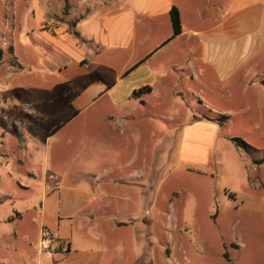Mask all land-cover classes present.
<instances>
[{
    "label": "crops",
    "instance_id": "0c3cea01",
    "mask_svg": "<svg viewBox=\"0 0 264 264\" xmlns=\"http://www.w3.org/2000/svg\"><path fill=\"white\" fill-rule=\"evenodd\" d=\"M8 2L0 30L7 252L20 250L28 214V264H117L122 214L138 212L158 180L144 141L158 113H198L197 101L212 113H264V0ZM194 117L182 126L178 158L207 164L217 125ZM254 158L262 159L252 156L253 166ZM45 229L55 239L49 255Z\"/></svg>",
    "mask_w": 264,
    "mask_h": 264
},
{
    "label": "rangeland",
    "instance_id": "374dc122",
    "mask_svg": "<svg viewBox=\"0 0 264 264\" xmlns=\"http://www.w3.org/2000/svg\"><path fill=\"white\" fill-rule=\"evenodd\" d=\"M7 2L0 0V30ZM196 106L198 113H158V123H149L144 141L150 160L159 162L147 170L154 168L158 180L138 212L122 214L128 232L114 247L117 264H264V162H249L252 156L264 158V113L238 108L212 113L210 105L197 101ZM194 115L217 125L207 164L178 158L182 126ZM6 182H0V190L12 187ZM4 202L0 196V255L7 254L10 264H28L35 238L32 215L26 214L18 228L26 233L20 250L8 253L13 224L4 222L9 214Z\"/></svg>",
    "mask_w": 264,
    "mask_h": 264
},
{
    "label": "trees",
    "instance_id": "16d2710c",
    "mask_svg": "<svg viewBox=\"0 0 264 264\" xmlns=\"http://www.w3.org/2000/svg\"><path fill=\"white\" fill-rule=\"evenodd\" d=\"M171 21H172L174 35L181 33L182 22H181V17H180V11L176 6H174L171 10ZM137 92H135V94H137ZM234 141L240 146L243 145V142L241 141L240 138H235ZM256 162L262 163V162H264V158H262L260 160H256Z\"/></svg>",
    "mask_w": 264,
    "mask_h": 264
},
{
    "label": "built area",
    "instance_id": "2783aa9c",
    "mask_svg": "<svg viewBox=\"0 0 264 264\" xmlns=\"http://www.w3.org/2000/svg\"><path fill=\"white\" fill-rule=\"evenodd\" d=\"M47 29L50 30L49 28H47ZM54 240L55 239H54L52 233L43 231L42 237H41V247H42L43 251L48 255L51 254L53 251V246H55ZM61 247H62V245L59 246V248H61Z\"/></svg>",
    "mask_w": 264,
    "mask_h": 264
}]
</instances>
